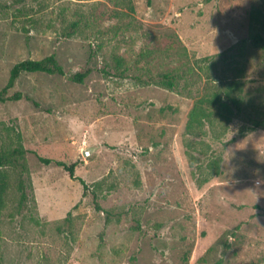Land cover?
<instances>
[{"label":"rangeland","instance_id":"obj_1","mask_svg":"<svg viewBox=\"0 0 264 264\" xmlns=\"http://www.w3.org/2000/svg\"><path fill=\"white\" fill-rule=\"evenodd\" d=\"M256 35L264 0H0V92L64 70L0 102V264H264Z\"/></svg>","mask_w":264,"mask_h":264},{"label":"trees","instance_id":"obj_2","mask_svg":"<svg viewBox=\"0 0 264 264\" xmlns=\"http://www.w3.org/2000/svg\"><path fill=\"white\" fill-rule=\"evenodd\" d=\"M150 2V0H149ZM253 42L256 46L261 47L264 49V38L261 35H256L253 38ZM36 73V72H44L48 74H59L63 75L64 70L62 66H60L55 58V56H50L47 57L43 60H25L22 61L18 64H16L10 74L9 81L5 88L0 92V102H6L10 100L8 97L9 91L15 86V83L17 79L20 77L22 73ZM89 74V71L78 73L75 77L74 80L77 82H83V80L87 77ZM163 77V85L168 88V89H174L176 84H175V79L168 73H164L162 75ZM22 98V95L20 93H17L12 97L11 100H20ZM262 122H257L251 127L252 129L258 128L262 126ZM27 154V150L23 148L22 146L16 147L12 150H6V151H1L0 150V199L4 196L5 190H6V183L5 181H2L4 174L2 173L1 170L4 168L12 167V168H17L20 170V173H24L26 171V165L22 162L24 156ZM39 160L43 162L46 165H49L53 163L54 161L51 159L47 158H42L39 157ZM55 164L58 166H62L72 178L74 177V171H75V166L74 165H67L63 162L60 161H55ZM81 183L84 187L85 194L88 191V185L85 183V181L81 180ZM20 189H21V204L23 206H26V203L28 201V196L27 193L24 189L23 182L20 184ZM96 210L97 211H103V209L96 203ZM106 214L109 216L110 214L106 212Z\"/></svg>","mask_w":264,"mask_h":264},{"label":"water","instance_id":"obj_3","mask_svg":"<svg viewBox=\"0 0 264 264\" xmlns=\"http://www.w3.org/2000/svg\"><path fill=\"white\" fill-rule=\"evenodd\" d=\"M83 155L84 156H88L89 155V151H87V150L83 151Z\"/></svg>","mask_w":264,"mask_h":264}]
</instances>
